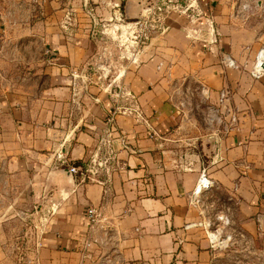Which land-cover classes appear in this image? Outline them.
I'll return each mask as SVG.
<instances>
[{
    "label": "crops",
    "instance_id": "0c3cea01",
    "mask_svg": "<svg viewBox=\"0 0 264 264\" xmlns=\"http://www.w3.org/2000/svg\"><path fill=\"white\" fill-rule=\"evenodd\" d=\"M122 1L130 18L147 2ZM156 1L177 10L163 20L173 46L144 49L147 59L120 79V102L77 86L89 49L76 11L90 0H0L4 42L28 35L48 47L30 91L0 95V210L24 201L44 220L29 264H220L236 247L229 263L247 264L243 243L261 258L264 73L251 70L264 46V0ZM222 88L237 114L230 130L204 129L178 99L202 89L214 103ZM76 161L84 176L65 171ZM202 171L211 185L195 197ZM206 205L230 217L222 240L211 239L225 224L212 218L220 228L211 229Z\"/></svg>",
    "mask_w": 264,
    "mask_h": 264
},
{
    "label": "rangeland",
    "instance_id": "374dc122",
    "mask_svg": "<svg viewBox=\"0 0 264 264\" xmlns=\"http://www.w3.org/2000/svg\"><path fill=\"white\" fill-rule=\"evenodd\" d=\"M160 3L156 0L141 3L140 12L135 18L127 17L122 0L111 2L90 0L87 3L88 12L86 9L81 10L79 6L76 14L81 25H75L74 28L81 30V38H84L82 44L89 49V56L83 62L82 74L78 76L77 86L80 91L87 89L92 95L106 92L108 95H114L120 102L125 101L126 89L122 86L120 79L128 71L131 72L137 64L147 59L145 55L147 51L144 53V49L157 52L161 51V47L173 46L172 41L163 39L164 34L167 33L165 30L167 24L163 20H166L172 11L177 12V10L168 9L166 5ZM47 48L46 43L37 41L36 38L32 39L28 35L7 42L0 38V50H7L5 55H0V95L4 92H13L14 89L20 94H23V91H30L29 88L35 83L38 75L34 73L36 71L34 66L44 65ZM159 65L161 66L162 62ZM15 83L19 84V88L13 86ZM197 90H185L181 97L176 92L174 101L176 96L179 100L183 97L187 114L197 113L202 119L203 128L212 130L213 128H209L206 123L205 115L207 105L213 102L202 89L198 90L200 95L197 96ZM10 203L12 204H8L4 211L0 210V264H29V257L36 239V224H41L44 220L39 216H31L30 206L26 202ZM18 208L23 212H20ZM206 208L211 217L209 221L211 229L220 228V226L217 227L219 223L212 224L214 222L212 218L223 217L220 222L225 226L219 229L217 238L222 240L223 232L230 224V217L223 213L214 214V207L206 205ZM235 244L238 246L237 243ZM244 245L243 243L241 250L245 252L244 255L249 261L247 264H264V248L260 258L250 245H247L245 249ZM235 249L237 250V247ZM235 249L230 257H226L224 253L220 264H230L228 259L231 257L234 259L239 254ZM255 257L257 262H254Z\"/></svg>",
    "mask_w": 264,
    "mask_h": 264
},
{
    "label": "built area",
    "instance_id": "2783aa9c",
    "mask_svg": "<svg viewBox=\"0 0 264 264\" xmlns=\"http://www.w3.org/2000/svg\"><path fill=\"white\" fill-rule=\"evenodd\" d=\"M160 8V7H158ZM264 73V46H262L256 53L255 62L253 68L251 70V74L253 76H260ZM228 98V91L225 89H220L218 91V96L215 103L208 104L206 107V123L209 128H214L215 125H223L225 130H230L233 125L237 121V114L234 111H230L229 109L225 108L226 100ZM225 108V109H224ZM227 111V112H226ZM228 113V119L224 118V114ZM106 124L110 128V131H115L114 129V115L109 116L106 119ZM70 171L73 174H80V176H84L85 172L87 171L86 168H82L81 166L71 165L69 166ZM211 185L210 179L206 176L205 171H202L199 175V178L196 182L194 187L193 193L194 196L197 197L202 193L203 190H206ZM87 215L91 222H95L98 218V212L95 208H88ZM219 219H223V217L219 216ZM219 232L214 234L213 232L210 233L211 239L215 240L218 238ZM230 239V236L226 237Z\"/></svg>",
    "mask_w": 264,
    "mask_h": 264
},
{
    "label": "water",
    "instance_id": "95a60500",
    "mask_svg": "<svg viewBox=\"0 0 264 264\" xmlns=\"http://www.w3.org/2000/svg\"><path fill=\"white\" fill-rule=\"evenodd\" d=\"M126 14H127V13H126ZM127 17H129V16L127 15ZM65 171H66L71 177H72V175H74V174L70 171V168H69V167H67Z\"/></svg>",
    "mask_w": 264,
    "mask_h": 264
},
{
    "label": "trees",
    "instance_id": "16d2710c",
    "mask_svg": "<svg viewBox=\"0 0 264 264\" xmlns=\"http://www.w3.org/2000/svg\"><path fill=\"white\" fill-rule=\"evenodd\" d=\"M74 165H81L82 167H84L80 162L76 161Z\"/></svg>",
    "mask_w": 264,
    "mask_h": 264
}]
</instances>
